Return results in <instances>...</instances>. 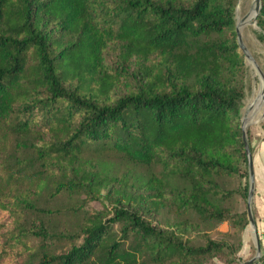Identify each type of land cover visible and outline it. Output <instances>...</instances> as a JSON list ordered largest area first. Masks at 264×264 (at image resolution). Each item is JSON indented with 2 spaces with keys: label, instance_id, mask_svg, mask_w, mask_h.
<instances>
[{
  "label": "trees",
  "instance_id": "trees-1",
  "mask_svg": "<svg viewBox=\"0 0 264 264\" xmlns=\"http://www.w3.org/2000/svg\"><path fill=\"white\" fill-rule=\"evenodd\" d=\"M235 4L0 0V264L253 256L210 234L249 223Z\"/></svg>",
  "mask_w": 264,
  "mask_h": 264
},
{
  "label": "rangeland",
  "instance_id": "rangeland-1",
  "mask_svg": "<svg viewBox=\"0 0 264 264\" xmlns=\"http://www.w3.org/2000/svg\"><path fill=\"white\" fill-rule=\"evenodd\" d=\"M254 5V0H236L235 4V20L238 21L245 17L246 15H251L252 13V8ZM259 27L257 26L256 19H250L249 23L244 24L241 28V36L243 43L247 47L249 53L253 56L254 60L256 63L260 66V68L264 72V41H260L259 38L257 37V33L259 31ZM240 50V48H239ZM241 51V50H240ZM242 52V51H241ZM244 59H245V64H246V70L244 74V83H245V98L243 99V104L241 107V118L243 117L245 110L248 106V102L253 99H255L256 92L258 91L259 85L261 83V79L259 74L257 73L256 69L254 68L252 62L243 54ZM259 76V77H258ZM251 102V103H252ZM262 112V108L258 111L257 115H260ZM258 124H263L264 125V118L258 122L251 123L247 126V128H251L253 130H259L261 127L258 126ZM246 128V129H247ZM258 140L260 139V136L257 138ZM101 159L106 160V161H112V163L120 168L122 171H125L127 169L135 170V171H143L144 168L140 166H136L134 164H131L129 161L124 160L121 157L117 156H102ZM264 166V159L262 160V165ZM253 176H254V171H253ZM255 179V176H254ZM0 215H3V218H5L8 215V212L3 209V214L0 213ZM171 218V214H169L168 211H162L159 212L156 216H153L150 218V220L153 223L157 224H164L165 220H168ZM249 232L252 235V230L251 226L249 223L247 226L242 230L241 232H238L235 230V228L230 224V222H218L215 224L214 228L210 231V234L214 238L218 239H225L227 242H230L232 245H236L237 239L240 236L241 240H243V234H248ZM195 239L196 236L194 237ZM243 245V241H242ZM255 254V251L253 253V256ZM240 255L242 258H245L247 256V253L242 252V247L240 250ZM251 256V258L253 257ZM241 260L239 264L249 260ZM203 264H224V260L220 258H210L207 259Z\"/></svg>",
  "mask_w": 264,
  "mask_h": 264
},
{
  "label": "water",
  "instance_id": "water-1",
  "mask_svg": "<svg viewBox=\"0 0 264 264\" xmlns=\"http://www.w3.org/2000/svg\"><path fill=\"white\" fill-rule=\"evenodd\" d=\"M261 8V0H254V5L252 8L251 15H246L242 19L236 21L235 24V31H236V38L238 42V46L242 53L252 62L254 68L260 75L262 79L261 88L259 90L257 99L254 100L251 103V106H247L245 113L243 117L241 118V129H242V139L244 142L245 152L247 156V168H248V179H249V188H248V194H247V216L249 220V225L251 226L252 230V237L254 240L255 245V254L252 258L249 260L241 263V264H251L254 261H256L260 255H261V248H260V240H259V234L256 228L255 219L252 213V198H253V192H254V176H253V165H252V156H251V150L249 147V143L247 141L246 136V128L249 124L258 122L264 118V72L260 68V66L256 63L253 56L249 53L247 47L243 43L241 31L240 28L250 22V19H256L257 14L259 13ZM252 108V109H251ZM262 108V112L260 115H257L258 111ZM250 109V110H249Z\"/></svg>",
  "mask_w": 264,
  "mask_h": 264
},
{
  "label": "crops",
  "instance_id": "crops-1",
  "mask_svg": "<svg viewBox=\"0 0 264 264\" xmlns=\"http://www.w3.org/2000/svg\"><path fill=\"white\" fill-rule=\"evenodd\" d=\"M259 130H250L251 133V147H252V165L254 171V192L252 198V204L256 210L255 223L258 234L260 235V248L261 254L264 253V166L262 165V160L264 159V127L260 126ZM258 136L260 139L258 140ZM243 245L242 252L248 253L250 248L254 245V240L249 232L248 234H243Z\"/></svg>",
  "mask_w": 264,
  "mask_h": 264
},
{
  "label": "bare ground",
  "instance_id": "bare-ground-1",
  "mask_svg": "<svg viewBox=\"0 0 264 264\" xmlns=\"http://www.w3.org/2000/svg\"><path fill=\"white\" fill-rule=\"evenodd\" d=\"M258 73V72H257ZM260 76V75H259ZM258 76V77H259ZM260 79H261V77H260ZM261 84H262V79H261V83H260V85H259V88H258V91L256 92V95H255V99H253V100H256L257 99V96H258V93H259V90H260V88H261ZM251 102H252V100L251 101H249L248 102V105H249V107L251 106ZM252 109V108H251ZM250 110V109H249Z\"/></svg>",
  "mask_w": 264,
  "mask_h": 264
}]
</instances>
